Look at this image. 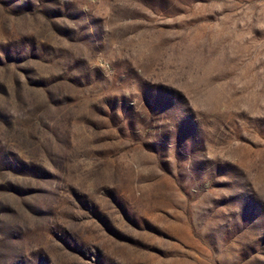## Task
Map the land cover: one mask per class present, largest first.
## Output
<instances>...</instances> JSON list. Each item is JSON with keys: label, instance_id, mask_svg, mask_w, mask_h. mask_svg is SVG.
<instances>
[{"label": "rangeland", "instance_id": "obj_1", "mask_svg": "<svg viewBox=\"0 0 264 264\" xmlns=\"http://www.w3.org/2000/svg\"><path fill=\"white\" fill-rule=\"evenodd\" d=\"M0 264H264V0H0Z\"/></svg>", "mask_w": 264, "mask_h": 264}]
</instances>
